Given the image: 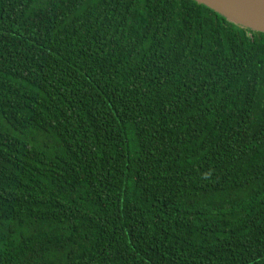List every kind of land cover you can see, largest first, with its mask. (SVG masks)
<instances>
[{"label": "trees", "instance_id": "16d2710c", "mask_svg": "<svg viewBox=\"0 0 264 264\" xmlns=\"http://www.w3.org/2000/svg\"><path fill=\"white\" fill-rule=\"evenodd\" d=\"M0 264H264V33L0 0Z\"/></svg>", "mask_w": 264, "mask_h": 264}, {"label": "water", "instance_id": "95a60500", "mask_svg": "<svg viewBox=\"0 0 264 264\" xmlns=\"http://www.w3.org/2000/svg\"><path fill=\"white\" fill-rule=\"evenodd\" d=\"M228 21L264 33V0H194Z\"/></svg>", "mask_w": 264, "mask_h": 264}]
</instances>
